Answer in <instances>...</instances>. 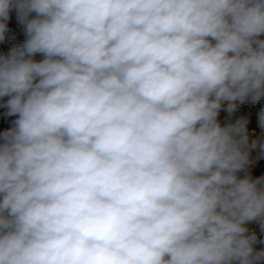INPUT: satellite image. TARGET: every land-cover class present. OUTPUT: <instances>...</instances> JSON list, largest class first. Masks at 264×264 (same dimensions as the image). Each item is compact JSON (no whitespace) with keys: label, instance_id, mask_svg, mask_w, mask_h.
Segmentation results:
<instances>
[{"label":"clouds","instance_id":"obj_1","mask_svg":"<svg viewBox=\"0 0 264 264\" xmlns=\"http://www.w3.org/2000/svg\"><path fill=\"white\" fill-rule=\"evenodd\" d=\"M13 11L0 264H264V142L218 119L264 98V0H0V42Z\"/></svg>","mask_w":264,"mask_h":264},{"label":"built area","instance_id":"obj_2","mask_svg":"<svg viewBox=\"0 0 264 264\" xmlns=\"http://www.w3.org/2000/svg\"><path fill=\"white\" fill-rule=\"evenodd\" d=\"M262 108H264V98L255 104L250 101L245 102L244 104H238L236 112L233 113V119L222 116V111L218 119L221 124L224 125L230 122H235L237 119L245 118L248 120L247 127L249 132V142L253 139L264 142V129H261L258 124V113ZM253 130L256 132L251 133ZM250 161L247 171L251 174L252 178L255 179L256 177L264 176V156L261 159H258V156L250 157ZM239 175L243 177L244 173L241 172ZM246 227H248L250 233L254 232L257 235L258 240H264V232H261L259 223L251 222L249 225H246ZM255 247L259 250L264 248V244L257 243Z\"/></svg>","mask_w":264,"mask_h":264},{"label":"rangeland","instance_id":"obj_3","mask_svg":"<svg viewBox=\"0 0 264 264\" xmlns=\"http://www.w3.org/2000/svg\"><path fill=\"white\" fill-rule=\"evenodd\" d=\"M8 27H9V31L6 33V39L0 42V54H6L13 45L21 44L26 39L24 35L23 27L17 21L16 14L14 11L11 13V18L8 22ZM41 58L42 57L39 55L34 57V59L36 60H39ZM6 99L7 98H3V100ZM3 100H0V104L3 103ZM5 113H6V109L0 107V132L10 127L11 122L15 119V117L6 116ZM222 116L228 117L229 119H233V114L229 116L228 113H226L225 111H222Z\"/></svg>","mask_w":264,"mask_h":264},{"label":"bare ground","instance_id":"obj_4","mask_svg":"<svg viewBox=\"0 0 264 264\" xmlns=\"http://www.w3.org/2000/svg\"><path fill=\"white\" fill-rule=\"evenodd\" d=\"M256 131L255 130H253L251 133H255ZM249 133V132H248ZM258 156V159H261L264 155H261L260 154V150H259V148H257V149H254V150H252V152H251V158L252 157H257ZM247 225H249V224H247Z\"/></svg>","mask_w":264,"mask_h":264}]
</instances>
